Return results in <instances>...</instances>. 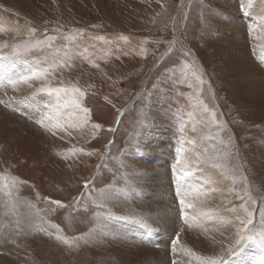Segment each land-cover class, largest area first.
Returning <instances> with one entry per match:
<instances>
[{
  "label": "rangeland",
  "instance_id": "obj_1",
  "mask_svg": "<svg viewBox=\"0 0 264 264\" xmlns=\"http://www.w3.org/2000/svg\"><path fill=\"white\" fill-rule=\"evenodd\" d=\"M184 1L0 0V55L31 48L15 70L62 62L35 89L0 92V264H264V99L231 88L237 75L224 65L234 38L264 71V0H190L177 30ZM45 39L50 49L32 47ZM73 86L92 120L54 127L43 106L55 97L38 90ZM47 114L51 123H36ZM156 149L166 164L153 160ZM161 167L167 185L157 187ZM162 200L181 217L157 260L150 209Z\"/></svg>",
  "mask_w": 264,
  "mask_h": 264
},
{
  "label": "snow or ice",
  "instance_id": "obj_2",
  "mask_svg": "<svg viewBox=\"0 0 264 264\" xmlns=\"http://www.w3.org/2000/svg\"><path fill=\"white\" fill-rule=\"evenodd\" d=\"M3 29L0 28V31ZM16 35H20L19 29L16 30ZM37 32V29L35 27L31 28L29 31V36L33 37L35 39L34 34ZM45 33H47V29H45ZM127 39V38H125ZM29 44H31V40L28 41ZM32 47L35 48H45L48 47L49 49L52 47L51 44L47 43V39L43 41H37ZM31 48L25 47L24 49L20 51H13L10 55H0V60H5L7 63L2 68V74H0V92H2L5 96L8 93V90L11 89L14 92H20L23 87H28L35 89L36 88V82H44L46 81L50 75L55 74V70L57 68L62 67V62L58 61L56 56H53L50 60L45 61H34L31 64H26V66L22 70H15L16 69V61L23 60L24 56L23 53L30 52ZM39 92L46 93L49 96L55 97V104H45L43 107L45 109H48L49 112L55 113V120L56 123L54 127H59L63 130H67L69 127L72 128H83L86 125L89 124V122L92 120V112L91 109L83 106V97L85 96V92L81 91L79 88L73 86L71 88L69 87H40ZM16 97L9 98V101L15 100ZM61 110H65L68 113V120L66 123H60V120L62 119V116L60 115ZM54 119V116L52 114L47 115H41L40 119L36 121V123L40 125H44L45 120L48 122H52ZM102 124L100 123H93L91 128L92 131H97L102 129ZM109 131H117L116 128H110ZM69 135L71 133L69 132ZM178 151H183V149H179ZM191 175L189 172L182 173L181 177L177 178L176 181V193L180 197L179 203L183 207L185 206L184 196L185 193L181 192L180 189L183 187L181 184V180L187 176ZM90 182H85V187H88ZM11 195V193H9ZM53 205H55L58 208H63L64 205L61 201H51ZM186 207L193 208L195 211V205L188 204ZM245 212L247 213V221L244 223V228L246 229L249 224L253 223V212L249 211L248 209H245ZM187 214L184 213L183 216H186ZM264 216V214H262ZM181 217V214L178 213V218ZM58 228V226H57ZM59 230V228H58ZM243 231V230H241ZM49 235H52L49 233ZM175 239L172 241V250L175 253L176 251V241H178L181 237L179 232L174 233ZM249 237H246L244 235H241L239 239H236L234 242L230 244V247L228 249L229 252L234 251L236 248H238L245 239ZM58 240H65L64 237H56ZM65 242H67L65 240ZM261 243H264V240L261 241ZM175 264V262H174ZM203 264H224V261L222 259H216L212 257H208L207 259L203 260Z\"/></svg>",
  "mask_w": 264,
  "mask_h": 264
},
{
  "label": "bare ground",
  "instance_id": "obj_3",
  "mask_svg": "<svg viewBox=\"0 0 264 264\" xmlns=\"http://www.w3.org/2000/svg\"><path fill=\"white\" fill-rule=\"evenodd\" d=\"M189 2H190V0H185L184 1V4L182 6V9L178 13V16L176 18V28H177V30H179L178 29L179 23H180L181 18L183 16L184 9L187 8ZM228 41L234 46V49H233V53H231L232 55L229 56V61L230 62L229 61H226V63H224V65L225 64L227 65L229 63V65H230V66L228 65L229 66V72H235V74L237 75V78L230 79V85L229 84L228 85L231 88H235L236 90L239 89L238 92H241V89L244 88V91H245V93H247V95L253 96L252 99L253 98L256 99V100H262V99H264V89H259L258 86H257V84H256V82H257V83H259L260 86L262 85V87H264V71H261L260 70V67L256 63L250 61V56L249 55L247 56L246 54H244V50H242L241 47H240L242 42H239V41L235 40L234 38L233 39H228ZM243 45H245V44H243ZM243 66H245V67H243ZM227 67L225 69H227ZM231 78H233V77H231ZM239 99L240 98H238V100ZM240 102H241V106L246 105L245 102H243V101H240ZM240 109H243V108L240 107ZM255 150H256V148L253 147V146H251L250 147L249 154L255 152ZM257 150L260 151V149H257ZM155 152L156 153H155V156H153V160L160 161L161 165H163V163L166 164L168 162L169 159L166 158L167 156L164 157L162 155V153H163L162 150L156 149ZM262 153H264V152H262ZM157 169H159V168H157ZM166 174H168V173L165 171V168H163V167H161L159 170H156V172L153 171L152 177L155 179L154 181H158V182H156V186L157 187L158 186L161 187V186L167 185V184H164L166 182L165 180H164L165 182L162 183L164 177H167ZM150 181L151 182L149 183V185L150 184L151 185L152 184L155 185V183L152 182V180H150ZM158 189H160V188H158ZM155 196H159V191L155 192ZM154 200H156V199H154ZM152 202H154V201H152ZM152 202H151V204H152ZM162 203H163L162 205H160L159 207H155V208H152L153 206L151 205L152 207L150 209V211H152V213L154 212V214L151 217H156L157 220H158V225H159V227L157 226L158 229L155 228V232H154V235H155L154 239L160 245V248H157V250L155 249V253H156V256H157V260L160 259V253L163 252V250L164 251L165 250H168V248H169V244H168V241L169 240L168 239L173 238L172 237V234L169 232L170 233V235H169L168 231L171 229V226L172 225L174 226V224H177V222H178V220H177L178 219V216H177L176 208H175V210L173 209V210L167 211V213H166L165 212V206H164L163 200H162ZM187 245H188V243L186 242L185 245H184L185 246V248H184L185 250L188 249V246ZM150 260L151 259L147 260V262L149 264H152V261L150 262ZM244 262L245 263H243V264H249L248 258L247 259L245 258V261ZM2 264H6L5 261H3ZM153 264H157V262L156 263H153ZM239 264H241V262Z\"/></svg>",
  "mask_w": 264,
  "mask_h": 264
}]
</instances>
